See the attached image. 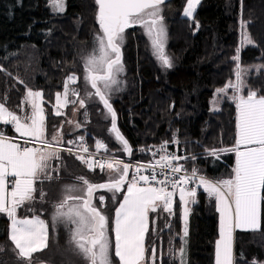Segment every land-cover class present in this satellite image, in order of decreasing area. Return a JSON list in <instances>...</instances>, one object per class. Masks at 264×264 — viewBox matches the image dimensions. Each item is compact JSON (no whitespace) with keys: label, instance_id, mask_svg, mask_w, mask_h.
Returning <instances> with one entry per match:
<instances>
[{"label":"trees","instance_id":"trees-1","mask_svg":"<svg viewBox=\"0 0 264 264\" xmlns=\"http://www.w3.org/2000/svg\"><path fill=\"white\" fill-rule=\"evenodd\" d=\"M65 6L63 13H57L49 0H0V64L28 87L44 92L48 136L60 125L64 136L67 122L54 115L55 93L61 92L66 77L75 73L80 78L81 95L84 94L80 56L92 48L94 35L99 30L94 0H65ZM184 7L185 0H173L163 6L168 30L165 51L172 60V68L163 67L153 55L142 29L127 30L123 46L126 73L121 77L124 83L121 90L112 95L111 103L118 116V127L133 148L132 160L141 158L139 149L168 141L171 147L185 149L196 157L185 163L189 169L196 166L213 179H227L235 165V154L229 152L216 159L208 155V151L234 146L237 112L229 98L222 99L218 112H211L210 101L217 89L235 80L236 61L232 58L237 49L241 67L252 69L244 79L252 88L264 93V69L259 75L255 73V66L264 65V0H243V19L250 21L248 32L256 46H241V0H203L196 14L198 29L182 15ZM25 94L24 85L0 73V102L6 101V106L19 114L18 106L22 105ZM24 107L27 109V105ZM73 108L68 107V114ZM84 113L82 108L77 120L81 125L79 130L71 128L66 139L83 136L92 148L99 139L112 154L126 157L117 150L120 145L110 134L111 117L102 105L90 102L87 115ZM0 127L7 135L14 136L10 125ZM173 136L179 140V145L172 143ZM76 170L75 175L63 174L59 181L53 179L43 185L46 202H37L34 207L36 214L42 210V217L49 221V247L35 253L34 261L38 258L46 264H85L69 251L64 226L57 225L54 234L50 223L51 205L60 198L59 193L56 199H51L50 191L61 192V186L72 183L74 176H85L98 183L107 180V172L89 171L79 161ZM101 194L106 198L103 211L109 217L111 234L115 208L124 193H120L115 202L110 199L111 193L102 191L96 196ZM197 200L198 203L190 205L187 264H215V245L219 238L216 202L202 190ZM96 204L100 206L99 201ZM173 209L171 217L166 212L151 214L157 219L154 225L150 223L146 255L151 253L149 244L154 245L157 264H160L161 254L163 264H178L175 258L169 259L168 253L170 241L175 250L182 246L183 220L178 197ZM19 214L33 215L24 209ZM166 223L171 227H165ZM9 224L6 215L0 214V245L5 248L0 253V264H23L10 250L13 246L8 240ZM234 255L235 264H251L253 259L257 264H264V201L261 203V231L236 230Z\"/></svg>","mask_w":264,"mask_h":264},{"label":"snow or ice","instance_id":"snow-or-ice-1","mask_svg":"<svg viewBox=\"0 0 264 264\" xmlns=\"http://www.w3.org/2000/svg\"><path fill=\"white\" fill-rule=\"evenodd\" d=\"M49 3L54 12L63 13L66 10L65 0H49ZM165 3L166 0H94L99 30L94 35L92 48L80 56L84 69V94L81 95L79 88L72 87L80 83L75 73H70L65 79L63 90L55 93V116L65 115L62 109L69 103L74 105V113L80 108L85 109V116L90 102L102 105L111 117L110 134L120 145L117 150L129 157L133 148L117 127V113L111 103L112 95L120 91L124 83L121 77L126 73L123 62L125 34L131 28L142 29L153 55L163 67L172 68V60L165 51L168 41L163 15ZM200 3L201 0H186L182 13L195 23L197 29L199 23L195 21V12ZM249 23L243 19L241 0V46H256L248 32ZM232 59L236 61L235 80H229L225 86L217 89L216 95L229 98L235 104L237 139L231 148L208 151V155L216 159L229 152L235 154V165L227 179L207 178L196 166L189 169L181 161H194L196 157L170 152L168 141L162 142L158 148L148 149L153 157H159L154 163L133 165L116 158L100 140L95 141V152L89 151L83 136L65 142L62 125L48 136L43 107L44 92L28 87L0 64V73L17 80L26 89L22 105L18 106L19 114L10 110L6 101L0 102V125H11L20 137L30 138L22 145L16 142L15 136L9 137L0 127V214L6 215L10 222L8 240L13 246L10 250L15 257L23 264H46L33 258L35 253L49 247V221L42 218V210L36 214L34 205L46 202L47 193L43 185L53 180V173L59 179L63 165L60 153L66 151L89 171L95 172L97 168L102 173L107 171V180L100 183L90 181L85 176H74L72 183L61 186L60 198L51 205L53 233L57 225H63L68 232L69 251L85 264H157L154 245L149 244L151 253L146 255L145 241L150 223L154 225L157 219L151 214L166 212L169 217L173 216L177 197L182 212L183 244L179 250H175L170 241L168 253L169 259L175 258L178 264H186L189 205L198 203V190L201 189L209 199L215 200L220 214L215 264H234V231H261V202L264 201V93L252 88L244 79L252 69L241 67L239 49ZM262 69L264 65L255 66V73L259 75ZM229 89L232 90L231 95ZM70 96L73 99L70 100ZM218 103V100L213 101L214 106ZM214 110L218 111L219 108L214 107ZM67 123L76 128L81 127L76 121L68 120ZM65 143L69 147H64ZM172 143L179 145L180 142L173 136ZM29 144L33 146H26ZM101 151L105 153L102 157ZM52 161H57L55 166ZM98 191L111 193L110 199L114 202L120 193H124L115 208L111 234L109 217L103 211L106 198L103 194L96 196ZM96 201H99V207ZM21 209L33 215H20ZM165 227L171 225L166 223ZM4 251V246L0 245V253ZM240 257L243 259L242 252ZM159 261L163 264V254ZM251 264H257L256 260L253 259Z\"/></svg>","mask_w":264,"mask_h":264},{"label":"rangeland","instance_id":"rangeland-1","mask_svg":"<svg viewBox=\"0 0 264 264\" xmlns=\"http://www.w3.org/2000/svg\"><path fill=\"white\" fill-rule=\"evenodd\" d=\"M202 2H203V0H201V3H200V5L202 4ZM200 5L197 7V9H196V12H195V21H196V14H197V11H198V9H199V7H200ZM185 6H186V0H185ZM190 22H193L192 20H189ZM245 78V77H244ZM72 87H77V88H79V86H78V84L77 85H73ZM81 91V90H80ZM229 91H232L231 89H229ZM247 92V89H245V93ZM224 97H222V96H217L216 95V91L214 92V95H213V97H212V99H211V101H210V110H211V112H218V111H220V109H221V101H222V99H223ZM69 99L71 100V99H73L71 96L69 97ZM214 100H218L219 101V103L218 104H216L215 106L213 105V101ZM69 106H73L74 107V105H72L71 103H69L68 105H67V107H65V108H63L62 109V111L65 113V115H61L60 117H63L64 119V122H67L68 120H72V121H76L77 122V120H78V118H79V116H80V113H81V110H82V108H80V109H78L77 111H75V113L72 111L71 112V114H68V112H67V109H68V107ZM43 107H44V105H43ZM214 107L215 108H219V110L217 111V110H214ZM45 108V107H44ZM45 114H46V112H45ZM73 116V118L72 119H70L71 117ZM73 124H67L66 123V125H65V128H64V136L65 135H69L70 134V132L72 131V130H70L71 128H76V127H71ZM69 126V127H68ZM80 128V127H79ZM79 128H77V130H79ZM15 136V135H14ZM16 137V139H19V137L18 136H15ZM81 137V136H80ZM99 140V139H98ZM101 141V140H100ZM162 143V142H161ZM161 143H158V144H155V145H152V147L153 146H157V145H159V144H161ZM170 145V144H169ZM171 146V145H170ZM90 147H91V149H93V150H95V146H93L94 148H92V146L90 145ZM176 148H178V147H176ZM61 155V157H72V158H74L75 159V157L74 156H71L70 154H68V153H66V152H64V154H60ZM75 160H77V159H75ZM77 161H79V160H77ZM80 162V161H79ZM81 163V162H80ZM86 167V166H85ZM98 170H100V169H98ZM105 172H107V171H105ZM262 203V202H261ZM191 205V204H190ZM190 205H189V208H190ZM190 210H191V208H190ZM189 217H190V213H189ZM189 217H188V228H189ZM219 218H220V214H219V212H218V221H219ZM237 230H239V229H237ZM236 231V230H235ZM235 231H234V233H235ZM239 231H241V230H239ZM183 236V228H182V233H181V237ZM147 238V237H146ZM186 240H187V237L185 238ZM219 239V238H218ZM145 244H146V241H145ZM182 244H183V241H182ZM216 251V250H215ZM233 252H234V245H233ZM215 259H216V257H215ZM62 264H64V263H62ZM186 264H187V246H186ZM234 264H235V255H234Z\"/></svg>","mask_w":264,"mask_h":264},{"label":"built area","instance_id":"built-area-1","mask_svg":"<svg viewBox=\"0 0 264 264\" xmlns=\"http://www.w3.org/2000/svg\"><path fill=\"white\" fill-rule=\"evenodd\" d=\"M8 136H9V137H12V135H8ZM26 139H30V138H22V137H19V139H16V142L21 143L22 145H24V141H25ZM84 141L86 142V144H87V146H88V148H89V151H90V152H95V150L91 149L89 141L86 140V139H84ZM160 145H161V144H159V145H157V146H153V147L150 146V147H148V148H144L145 151H140V152H139L141 158L136 159V160H131L129 163H130V164H133V165H136V164L148 165V164H152V163H154L155 160L158 159L159 157H158V156L153 157V156L151 155V153L148 151V149H150V148H151V149H155V148H158ZM26 146H33V145L29 144V145H26ZM36 146L38 147L39 145H36ZM64 147H69V145L65 144ZM168 150H169L170 152H171V151H176V153H177L178 155H189V154L186 152L185 149H179V148H176V147H171V146L169 145V143H168ZM64 152H66V151H61L60 154H64ZM66 153H68V152H66ZM68 154H69V153H68ZM81 154H83V155H87V154H85V153H81ZM100 155H101V157H102V156L105 155V153H104V152H101ZM113 155H114L116 158H119V159L123 160L125 163H127V161H126V157H122V156L115 155V154H113ZM71 156H74V155H71ZM74 157H75V156H74ZM97 158H100V157H97ZM186 162H187V161H181V163H183V164H185ZM185 166H186V165H185ZM97 169H99V168H97ZM157 171H159V169H157ZM144 174H148V173L145 172ZM202 174H203V173H202ZM131 175H132V170L130 171V177H131ZM203 175H205V174H203ZM205 176H206L207 178L213 179V178H211V177H209V176H207V175H205ZM201 190H202V189H201ZM201 190H198V195H199V193L201 192Z\"/></svg>","mask_w":264,"mask_h":264},{"label":"crops","instance_id":"crops-1","mask_svg":"<svg viewBox=\"0 0 264 264\" xmlns=\"http://www.w3.org/2000/svg\"><path fill=\"white\" fill-rule=\"evenodd\" d=\"M11 126V125H10ZM12 127V126H11ZM13 128V127H12ZM13 131H14V129H13ZM14 135L15 136H18V137H20L19 136V134L18 133H15L14 132ZM22 138H27V137H22ZM63 138H64V141L65 142H67L68 140H75V139H66V136H63ZM79 138V137H78ZM65 144H67V143H65ZM62 159H63V165L61 166V168H60V172H59V179H60V177H61V175H66V176H72V175H75L76 174V172H77V170H76V160L74 159V158H72V157H62ZM56 163H57V161H52V164L55 166L56 165ZM55 176H56V174L55 173H53V179L55 180V181H59V179L57 180L56 178H55ZM59 191L58 190H52V191H50L49 193H48V195L51 197V199H56L58 196H59ZM43 218V217H42ZM44 219V218H43ZM49 242V241H48ZM233 254H234V252H233Z\"/></svg>","mask_w":264,"mask_h":264},{"label":"water","instance_id":"water-1","mask_svg":"<svg viewBox=\"0 0 264 264\" xmlns=\"http://www.w3.org/2000/svg\"><path fill=\"white\" fill-rule=\"evenodd\" d=\"M171 1H173V0H166V3L165 4H167V3H169V2H171ZM116 124H117V127H118V116H117V120H116ZM118 129H119V127H118ZM119 131H120V129H119ZM121 132V131H120ZM122 133V132H121ZM123 135V134H122ZM124 136V135H123ZM125 137V136H124ZM130 144V143H129ZM125 156H126V161H127V163H129L131 160H132V155H131V157H129L127 154H125ZM131 171V170H130ZM130 175V174H129ZM99 192H102V191H98L97 193H96V195L99 193Z\"/></svg>","mask_w":264,"mask_h":264}]
</instances>
